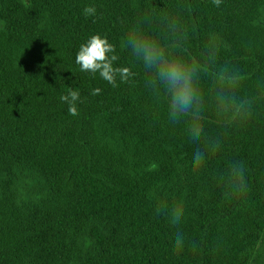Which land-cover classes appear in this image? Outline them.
<instances>
[{"label": "trees", "instance_id": "trees-1", "mask_svg": "<svg viewBox=\"0 0 264 264\" xmlns=\"http://www.w3.org/2000/svg\"><path fill=\"white\" fill-rule=\"evenodd\" d=\"M172 19L183 41L170 51L197 64V143L169 125L124 46L132 26L162 38ZM96 33L135 73L127 82L75 62ZM71 90L77 116L60 99ZM220 97L233 102L226 116ZM240 165L242 191L229 175ZM262 261L264 0H0V264Z\"/></svg>", "mask_w": 264, "mask_h": 264}, {"label": "clouds", "instance_id": "clouds-1", "mask_svg": "<svg viewBox=\"0 0 264 264\" xmlns=\"http://www.w3.org/2000/svg\"><path fill=\"white\" fill-rule=\"evenodd\" d=\"M217 7L222 0H212ZM94 5L86 6L83 9L85 16H94L96 14ZM166 40L167 42H162ZM162 38L147 32H141L132 26L125 39L124 46L130 50L131 55L138 61L145 70L147 79L146 87L153 94L154 101L157 104L166 106L167 121L169 125L176 129L183 130L186 135L185 142L197 143L202 139L204 131L200 119L202 110V94L199 79L196 75L197 64L193 61H187L178 58L172 54L170 48L175 45L179 47L183 41V35L178 22L172 19L171 29L168 33L162 34ZM208 56L216 60V54L209 52ZM119 59L116 54V46L109 42L107 36L96 33L81 44L76 56L75 62L80 66L81 71L92 74L99 73L100 77L114 87L117 85V77L121 82H127L135 75L129 67L114 66V62ZM221 80L225 77L221 75ZM229 82L234 86L238 80L231 78ZM100 88L92 90V95H98ZM61 101L69 105L68 112L72 116H77V101L80 100V93L71 90L67 95L60 97ZM232 101L220 97L217 101L218 113L221 116L228 115L232 107ZM186 126V127H185ZM219 145L217 144L216 148ZM206 153L199 148L192 153V165L199 169L204 163ZM240 168V171H237ZM243 166H233L229 175L234 183H237L238 190H243L242 182ZM182 211L179 208L172 210V223L176 224ZM183 238L177 235L175 247H182Z\"/></svg>", "mask_w": 264, "mask_h": 264}, {"label": "rangeland", "instance_id": "rangeland-1", "mask_svg": "<svg viewBox=\"0 0 264 264\" xmlns=\"http://www.w3.org/2000/svg\"><path fill=\"white\" fill-rule=\"evenodd\" d=\"M261 264H264V261H262V263Z\"/></svg>", "mask_w": 264, "mask_h": 264}]
</instances>
